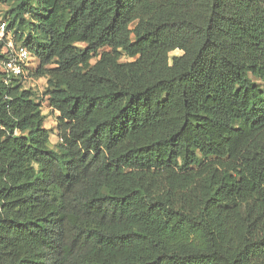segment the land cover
I'll return each instance as SVG.
<instances>
[{
	"label": "trees",
	"instance_id": "trees-1",
	"mask_svg": "<svg viewBox=\"0 0 264 264\" xmlns=\"http://www.w3.org/2000/svg\"><path fill=\"white\" fill-rule=\"evenodd\" d=\"M0 5V264H264V0Z\"/></svg>",
	"mask_w": 264,
	"mask_h": 264
},
{
	"label": "built area",
	"instance_id": "built-area-1",
	"mask_svg": "<svg viewBox=\"0 0 264 264\" xmlns=\"http://www.w3.org/2000/svg\"><path fill=\"white\" fill-rule=\"evenodd\" d=\"M0 44L3 46L0 58V74L3 82L9 86L15 80L24 82L30 78V71L35 69L37 60L26 47L16 42L14 33L9 30L8 22L0 16Z\"/></svg>",
	"mask_w": 264,
	"mask_h": 264
},
{
	"label": "rangeland",
	"instance_id": "rangeland-1",
	"mask_svg": "<svg viewBox=\"0 0 264 264\" xmlns=\"http://www.w3.org/2000/svg\"><path fill=\"white\" fill-rule=\"evenodd\" d=\"M7 9H8L7 6L0 5V11L6 12ZM134 26L135 24L132 27ZM180 54H181L180 51L172 52L170 54V58L172 59L173 57L178 56ZM123 61L126 62V61H132V60L129 58H124ZM24 86L27 89L32 90V92H34L35 101L42 105V112L46 118L44 126L50 134L51 147L55 149L57 145L60 143L59 135L56 130V120L59 114L53 109H51L48 105L47 97L45 96V92L47 88V81L45 78L30 77L24 82Z\"/></svg>",
	"mask_w": 264,
	"mask_h": 264
}]
</instances>
